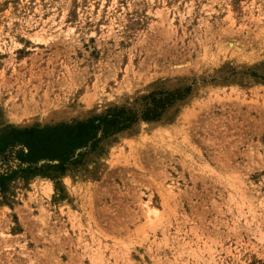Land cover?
<instances>
[{
	"label": "rangeland",
	"instance_id": "rangeland-1",
	"mask_svg": "<svg viewBox=\"0 0 264 264\" xmlns=\"http://www.w3.org/2000/svg\"><path fill=\"white\" fill-rule=\"evenodd\" d=\"M108 114L0 159V264H264V0H0V130Z\"/></svg>",
	"mask_w": 264,
	"mask_h": 264
},
{
	"label": "trees",
	"instance_id": "trees-1",
	"mask_svg": "<svg viewBox=\"0 0 264 264\" xmlns=\"http://www.w3.org/2000/svg\"><path fill=\"white\" fill-rule=\"evenodd\" d=\"M123 116L108 114L69 124L17 129L11 126L0 130V159L17 160L18 170L24 172L39 161H57L51 167H64L78 161L97 146L102 138L123 127ZM11 170L0 178L15 174Z\"/></svg>",
	"mask_w": 264,
	"mask_h": 264
},
{
	"label": "bare ground",
	"instance_id": "bare-ground-1",
	"mask_svg": "<svg viewBox=\"0 0 264 264\" xmlns=\"http://www.w3.org/2000/svg\"><path fill=\"white\" fill-rule=\"evenodd\" d=\"M171 192V189H168Z\"/></svg>",
	"mask_w": 264,
	"mask_h": 264
}]
</instances>
